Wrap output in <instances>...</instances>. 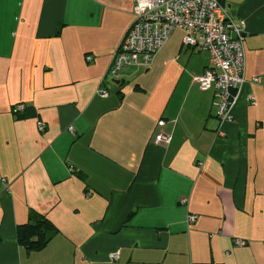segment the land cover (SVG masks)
<instances>
[{
	"label": "crops",
	"instance_id": "obj_1",
	"mask_svg": "<svg viewBox=\"0 0 264 264\" xmlns=\"http://www.w3.org/2000/svg\"><path fill=\"white\" fill-rule=\"evenodd\" d=\"M225 5L246 82L220 136L184 31L114 78L133 0H0V264H264V0ZM32 214L43 249L19 241Z\"/></svg>",
	"mask_w": 264,
	"mask_h": 264
},
{
	"label": "built area",
	"instance_id": "obj_2",
	"mask_svg": "<svg viewBox=\"0 0 264 264\" xmlns=\"http://www.w3.org/2000/svg\"><path fill=\"white\" fill-rule=\"evenodd\" d=\"M228 1L231 0H133L134 21L115 54L110 74L118 78L129 66L149 68L171 35L178 29L184 31L185 47L210 54L209 67L196 81L202 91L213 92L221 125L219 135L224 136L222 128L233 121V110L246 82L244 24L236 23L228 15L225 5ZM99 94L108 97L107 90ZM16 109L23 112L24 105ZM164 126V121L158 123V127ZM39 129L44 131L45 126L40 124ZM68 131L73 134L74 128L70 126ZM172 139L171 134L161 130L155 135L154 143L169 144ZM196 221L197 216L188 217L190 225ZM112 258L117 259L118 254Z\"/></svg>",
	"mask_w": 264,
	"mask_h": 264
},
{
	"label": "trees",
	"instance_id": "obj_3",
	"mask_svg": "<svg viewBox=\"0 0 264 264\" xmlns=\"http://www.w3.org/2000/svg\"><path fill=\"white\" fill-rule=\"evenodd\" d=\"M56 233V228L46 218L32 214L29 222L19 228L18 237L29 250H38L43 249Z\"/></svg>",
	"mask_w": 264,
	"mask_h": 264
}]
</instances>
